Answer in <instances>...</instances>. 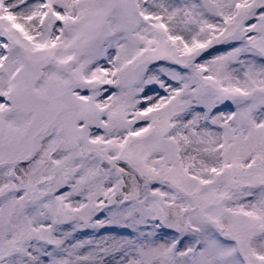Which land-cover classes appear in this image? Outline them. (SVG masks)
<instances>
[{"label": "snow or ice", "instance_id": "obj_1", "mask_svg": "<svg viewBox=\"0 0 264 264\" xmlns=\"http://www.w3.org/2000/svg\"><path fill=\"white\" fill-rule=\"evenodd\" d=\"M0 264H264V0H0Z\"/></svg>", "mask_w": 264, "mask_h": 264}]
</instances>
